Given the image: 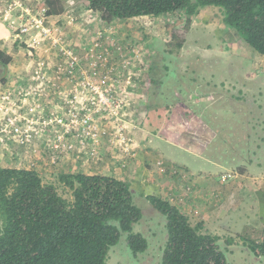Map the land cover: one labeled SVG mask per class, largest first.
Returning a JSON list of instances; mask_svg holds the SVG:
<instances>
[{"label": "rangeland", "instance_id": "1", "mask_svg": "<svg viewBox=\"0 0 264 264\" xmlns=\"http://www.w3.org/2000/svg\"><path fill=\"white\" fill-rule=\"evenodd\" d=\"M20 1L23 8L34 10L42 0ZM1 2L0 11L3 14L10 0ZM71 3L72 0H65L66 12L58 15L60 22L66 21L68 15L74 17V25L70 27L71 40L75 41L80 34L88 41L94 29L112 25L117 36L124 37L131 44L143 46L148 52V63L135 93L147 94L145 108H150L152 114L156 109L168 116L169 121V115L176 118L175 125L158 127L151 124L148 127L143 120L142 95L131 94L130 102L123 111L125 122L122 131L127 137H131L128 122L132 121L138 123L139 131L143 127L147 130L155 127L160 131L167 129L175 137L184 133L186 128L197 130L196 126L186 123V119L185 125L179 123L191 110L208 126L209 131L205 135L209 142L202 153L203 158H192L193 161L188 162L193 169H198L196 173L203 171L211 176L209 189L202 199L206 205H210L209 211L220 212L216 216L211 213V217L204 221L194 213L181 211L188 213L192 224L203 222L202 233L218 236L217 246L225 254L228 264H264V249L260 246L251 248L252 245L264 244V221L258 216L257 204V191H264V55L256 52L223 22V12L217 6H205L193 16L196 22L190 25L182 48L169 50L164 26L168 22L182 20V27L185 19L182 12L105 22L99 20L98 12L68 8ZM18 10L10 13L6 22L2 21L9 33L7 38L0 41V48L12 57L5 75L9 70L15 76L31 64L8 22L15 20ZM207 15L209 21L205 24L201 18ZM152 59L159 81L149 86L148 80L146 85L144 82ZM3 72L0 67V75ZM201 94H211L212 99L204 101L200 99ZM48 108L45 107L44 113L51 111ZM153 121L157 122V119L154 117ZM107 127L114 133L117 126L108 124ZM189 130L188 136L191 135ZM193 133L195 135V131ZM35 143L38 144L36 154L41 157H34L17 145L0 148V166L32 167L42 182L54 185L61 196L70 199V190L59 181L58 175L61 172H78L77 163L82 157H77L74 152L67 158H55L52 162L46 137ZM97 149L98 152L108 150L119 155L123 163L121 155L124 154L116 139L102 137ZM174 167L178 171L173 176H178L182 195L192 197L195 191L192 176L189 177L188 172L181 170L176 163ZM187 185L190 186L188 193L185 192ZM131 193L133 203L142 213L141 218L133 224L132 231L140 232L146 238L147 246L144 251L133 254L127 245L126 233L121 232L118 242L108 251L106 264H161L167 239L165 218L149 201L139 196L138 189H131Z\"/></svg>", "mask_w": 264, "mask_h": 264}, {"label": "trees", "instance_id": "2", "mask_svg": "<svg viewBox=\"0 0 264 264\" xmlns=\"http://www.w3.org/2000/svg\"><path fill=\"white\" fill-rule=\"evenodd\" d=\"M42 6L49 15L66 12L65 0H42L38 7ZM205 6L219 7L223 22L264 55V0H72L68 8L91 9L106 22L182 12V27V20L164 26L168 49L179 50L191 17ZM11 58L0 49L2 83ZM154 64L152 59L148 66L149 86L159 81ZM58 178L70 190V199L42 182L32 167L0 166V264H106L108 251L121 232L126 233L133 254L144 251L146 238L132 231L142 213L122 178L83 171L61 172ZM257 197L264 216V191H257ZM149 201L165 218L167 239L161 264H228L217 246L218 236L201 232L202 221L192 224L161 196H149ZM259 246L264 249V244L251 248Z\"/></svg>", "mask_w": 264, "mask_h": 264}, {"label": "built area", "instance_id": "3", "mask_svg": "<svg viewBox=\"0 0 264 264\" xmlns=\"http://www.w3.org/2000/svg\"><path fill=\"white\" fill-rule=\"evenodd\" d=\"M16 9L15 20L8 22L31 64L12 84L0 87V148L17 145L41 157L35 141L46 137L52 162L74 152L100 159L97 147L106 136L116 139L125 157L130 155L131 137L122 131L123 111L131 94L145 96L135 93L147 68L145 48L117 36L112 25L94 29L88 41L80 34L72 41V15L60 22L45 6L31 10L20 0H10L2 19L6 22ZM45 107L51 110L47 114ZM108 124L117 126L114 133Z\"/></svg>", "mask_w": 264, "mask_h": 264}, {"label": "crops", "instance_id": "4", "mask_svg": "<svg viewBox=\"0 0 264 264\" xmlns=\"http://www.w3.org/2000/svg\"><path fill=\"white\" fill-rule=\"evenodd\" d=\"M1 4L2 2L0 0V10ZM2 21V11H0V41L3 38H7L9 33L8 28ZM201 21L205 24L208 23L209 16L207 15L201 18ZM195 22L196 19L191 17L190 25H193ZM5 78L6 80L4 83L0 82L1 88L5 85L12 84L13 81H15L12 71L9 70L8 75H6ZM146 97L147 94H145L142 99L144 106L142 111V113H144V124H147L148 127H151V124L158 127L169 126L172 123L175 125V116L169 115L171 117V120L169 121L168 116L156 111V109H153V114L150 112V108L147 110V108H145L147 106ZM207 98L212 99V95L201 94L200 96V99L204 101ZM154 117L157 119V122L153 121ZM185 119L186 123L196 126L198 129L194 130V128L191 127V130H189L186 128L183 130L184 133L176 137L172 136L173 134L171 131L168 132L167 129L160 131L159 128L157 130L155 127L149 128V130L144 129L143 127L141 128V131H139V127L137 126L138 123L135 124L134 121L131 123L128 122V125L130 126L129 135L132 137L133 143L130 144V155L126 157L121 155V158H123L124 161L123 166L121 163L122 160L121 162L119 160V155L117 156L108 150H105V152H102L103 150H101L99 153L101 155V160L103 157L102 162H98L99 159L93 158V160H91L90 158L83 156L77 163V171L122 178L128 184L130 193L131 189H138L139 196L147 201H149V196H161L168 199L180 210L189 211L191 214L194 213L198 215V217H202L204 221L206 219L208 220L211 217V213H213V216H216L220 212L213 210L212 212L209 211L210 205H206L202 199L204 194L207 193L206 191L209 189V177L211 176L205 174L203 171H198L196 173L195 170L198 169H193L188 160H192V158H203L202 153L209 142V138L205 135L208 133L209 128L194 110H191L188 115L183 116V122L179 123L185 125ZM164 120L168 121V123ZM187 130L190 131V136L187 135ZM194 131L195 135L193 133ZM174 163L179 165L181 170L187 171L189 177L192 176L191 179L195 191L190 198L182 195V189L178 184V176H173L171 169L174 167ZM184 214L188 215V213ZM260 214L258 204V216L261 221H264V216Z\"/></svg>", "mask_w": 264, "mask_h": 264}]
</instances>
